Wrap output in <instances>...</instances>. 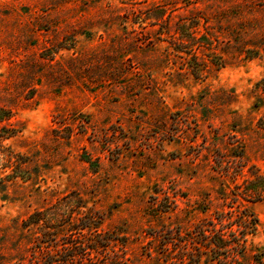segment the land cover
Here are the masks:
<instances>
[{
  "label": "rangeland",
  "instance_id": "374dc122",
  "mask_svg": "<svg viewBox=\"0 0 264 264\" xmlns=\"http://www.w3.org/2000/svg\"><path fill=\"white\" fill-rule=\"evenodd\" d=\"M0 109V264H39L54 207L112 264H176L230 207L264 251V197L232 200L264 176V0H0Z\"/></svg>",
  "mask_w": 264,
  "mask_h": 264
},
{
  "label": "trees",
  "instance_id": "16d2710c",
  "mask_svg": "<svg viewBox=\"0 0 264 264\" xmlns=\"http://www.w3.org/2000/svg\"><path fill=\"white\" fill-rule=\"evenodd\" d=\"M6 117L8 113L0 109V122ZM263 197L264 176L255 175L242 190L233 194L232 200L254 203ZM75 202L77 208L84 207L80 200ZM230 208L229 212H216L215 219L205 220L196 226L192 238L195 253L183 251L176 264H201L203 257L209 258L212 264H244L249 237L256 234L259 221L249 208ZM59 212V207L39 210L23 224L24 229L35 231L34 243L38 249L39 264H112L107 258L112 239L94 223V216L75 220V213H72L68 221L62 223L65 216ZM74 231L85 237L84 242L71 238L69 233ZM186 256L190 260L188 263H185ZM252 260V264H264V251L256 253Z\"/></svg>",
  "mask_w": 264,
  "mask_h": 264
}]
</instances>
